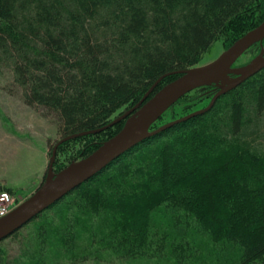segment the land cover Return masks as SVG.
I'll list each match as a JSON object with an SVG mask.
<instances>
[{
  "label": "trees",
  "instance_id": "obj_1",
  "mask_svg": "<svg viewBox=\"0 0 264 264\" xmlns=\"http://www.w3.org/2000/svg\"><path fill=\"white\" fill-rule=\"evenodd\" d=\"M263 15L264 0H0V73L64 138L106 126ZM225 97L223 112L214 105L144 140L31 222L54 211L47 226L65 239L76 217L92 248L175 264L199 254L191 229L225 254L218 264H264V69ZM122 124L76 141L93 139L82 141L91 153ZM0 264H12L1 247Z\"/></svg>",
  "mask_w": 264,
  "mask_h": 264
},
{
  "label": "rangeland",
  "instance_id": "obj_2",
  "mask_svg": "<svg viewBox=\"0 0 264 264\" xmlns=\"http://www.w3.org/2000/svg\"><path fill=\"white\" fill-rule=\"evenodd\" d=\"M263 19L264 15L260 16V21L258 20L256 25ZM229 46L225 36L222 35L205 52L197 66L211 63ZM261 56H264V41L252 46L245 52L238 59L235 67L244 66ZM10 82L9 72H1L0 186L12 198L11 205L14 209L31 196L43 183L52 150L62 137L57 133L54 118L45 116L46 112L27 106L22 101L20 94L12 89ZM216 90L214 86H204L186 94L162 115L152 129L205 108ZM227 99V97L223 100L221 98L217 99L221 101L215 102L217 104H214L216 107L213 112H223ZM126 110L127 107H124L116 112L112 117V121L121 116ZM113 130L118 132L120 129ZM76 140L72 139L66 141L69 143L59 145L53 164L54 172H58L71 162L78 161L89 154L84 151L83 142L86 141L87 144H90L93 139ZM44 214V218L35 222H31V220V223L29 222L21 227L15 237H7L4 241H1L0 247L9 253L12 264H175L168 256L122 259L100 250L101 247L94 246L92 248L87 243V226L82 220L78 221L76 217L70 218L71 224L63 232L65 239H59L57 229L47 226L48 221L46 219H54V211L49 210ZM64 226L62 223V227ZM75 232L76 237L75 240L71 241V250L66 251L62 248L61 243L65 240L70 242ZM188 232L192 233L193 249H197L199 254L189 260L187 264H218V256H225V254L218 255V246L214 247L212 243L203 245V241H207L206 237V240L203 238V234H195V231L191 229ZM211 250L212 252H207Z\"/></svg>",
  "mask_w": 264,
  "mask_h": 264
},
{
  "label": "water",
  "instance_id": "obj_3",
  "mask_svg": "<svg viewBox=\"0 0 264 264\" xmlns=\"http://www.w3.org/2000/svg\"><path fill=\"white\" fill-rule=\"evenodd\" d=\"M262 41H264V19L234 41L211 63L167 73L160 77L134 106L106 126L72 134L59 140L52 150L43 183L31 196L0 218V242L99 174L124 153L175 124L208 112L217 99L263 70L264 56L244 66L235 67L236 62L245 52ZM171 75L176 77L154 92L161 81ZM204 86H214L217 89L205 108L152 129L153 125L179 99ZM119 122H123V125L116 134L101 142L85 157L54 172L53 164L59 145L72 139L99 133Z\"/></svg>",
  "mask_w": 264,
  "mask_h": 264
},
{
  "label": "built area",
  "instance_id": "obj_4",
  "mask_svg": "<svg viewBox=\"0 0 264 264\" xmlns=\"http://www.w3.org/2000/svg\"><path fill=\"white\" fill-rule=\"evenodd\" d=\"M12 198L7 192H0V218L8 214L12 209L13 205Z\"/></svg>",
  "mask_w": 264,
  "mask_h": 264
}]
</instances>
